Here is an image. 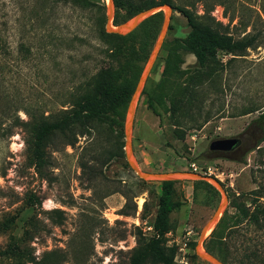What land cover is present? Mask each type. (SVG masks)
Here are the masks:
<instances>
[{
	"label": "rangeland",
	"instance_id": "obj_1",
	"mask_svg": "<svg viewBox=\"0 0 264 264\" xmlns=\"http://www.w3.org/2000/svg\"><path fill=\"white\" fill-rule=\"evenodd\" d=\"M108 1L39 3L36 31L19 25L8 33L12 59L22 73L8 72L5 86L10 90L13 84L20 87L31 103L49 113L69 107L73 96L82 92L99 71L122 65L123 59L109 50L99 34L106 26ZM203 3L174 0L196 15L203 13ZM207 4L212 5L213 19L198 16V21L236 39L252 36L253 45L237 56L218 50L216 61L204 68L192 106L181 118L180 127H175L165 110L167 95L187 83L191 72L179 78L171 75L161 82L162 69L168 51L190 28L186 17L172 8L158 57L134 102L132 160L144 171H188L203 176L173 179L174 197L181 203L170 215L172 229L165 236L167 245L176 246L173 264H214L199 257L196 249L203 227L223 201L216 181L224 188L227 201L199 249L215 247L218 253L227 254L232 264H244L240 261L245 245L264 255V228L240 225L228 235L227 248L210 233L223 217L221 239L227 241L225 232L236 220L234 202L242 200L253 209L257 202L252 191L259 189L257 201L264 203V141L258 145L261 133L250 123L258 112L245 114L253 107L264 108V2H233L232 20L216 0H207ZM33 5L34 0H29L24 10L8 6L0 16L13 20L29 13ZM160 11L163 19L165 10ZM112 15L125 19L126 11L113 4ZM113 18L111 24L115 25ZM157 37L147 59L128 71V76L136 74V83ZM20 40L24 41L23 48ZM177 49L183 69L198 67L193 54ZM148 99L152 100L151 107ZM6 102L0 100L3 108ZM127 107L110 112L106 121L94 119L89 133L79 135L73 146L64 144L60 135H53L45 147V162L39 167L30 162L24 131L0 136V222L15 216L14 224L0 230V264H15L14 258L5 254L13 237L26 264H128L138 245L137 228L146 236L152 233L160 179L139 177L127 162ZM20 115L25 116L23 111ZM1 122L5 125L7 118ZM233 136L240 139L234 150L209 149L213 139ZM258 147L262 148L257 151Z\"/></svg>",
	"mask_w": 264,
	"mask_h": 264
},
{
	"label": "trees",
	"instance_id": "obj_2",
	"mask_svg": "<svg viewBox=\"0 0 264 264\" xmlns=\"http://www.w3.org/2000/svg\"><path fill=\"white\" fill-rule=\"evenodd\" d=\"M29 0H0V11L8 6L12 10H24L25 2ZM46 0H34V5L29 13L22 14L12 19L0 16V100L7 101L4 108L0 104V136H11L17 130L24 131L27 137L24 139L26 149L29 153L30 162L35 167H39L45 162V147L51 141L55 134L63 138L64 144L73 146L79 135L89 133L90 123L94 120L106 121L109 119V113L118 108L126 107L136 85L137 76L134 72L128 76V71L138 61H145L148 57L150 48L155 40L161 23L162 11H158L145 19L138 26L126 33L118 34L107 32L101 28L99 34L108 45L111 52L116 53L123 59L122 65L118 68H107L99 71L93 78V81L86 88L74 95L69 107L60 108L56 111L46 113L39 109L40 106L30 102V98L24 96L22 89L13 84V89L5 86V76L8 72L21 75L22 69L12 59V50L8 41V33L14 27L19 25L29 27L36 31L39 27V14L37 6ZM203 1V13L196 15L190 7L174 4V0H113L116 8H123L126 11L125 19L118 20L115 16L113 23L118 25L127 19L134 17L139 11L146 8L169 4L172 8L181 12L187 19L189 31L182 37L178 45L169 50L164 60L161 82L167 80L171 75L177 78L191 72L188 82L181 85L179 89L167 95L169 104L165 110L169 113L175 127H180L181 118L187 113L195 99L196 88L199 79L205 74L204 68L216 61L218 50H224L228 54L237 56L243 55L242 52L253 45L254 37L243 35L240 39L233 37L231 33L221 31L213 25L204 24L197 20L199 17L212 18L210 14L212 5ZM243 3L245 0H216L224 11L229 14L233 2ZM264 2V0H263ZM218 26H224L218 23ZM141 30V34L138 31ZM20 47H24V41L20 40ZM181 48L193 54L198 63V67L193 69H183V62L178 49ZM235 58V57H231ZM161 101V99H159ZM152 100L148 99V107H151ZM253 107L245 112L251 113L257 111L258 114L250 123L256 126L261 133L257 139L258 145L264 141V108ZM23 111L24 117L20 115ZM7 118L3 125L2 120ZM262 147H258L257 151ZM174 180H160V194L156 208V213L152 225V233L146 236L141 229L137 228L136 241L137 247L132 251L128 264H173L176 254V246L167 245L166 234L172 229L170 215L178 209L180 201L175 199ZM207 185L211 186L207 181ZM255 195L253 209H250L244 201H235L236 208L233 216L235 222L229 227L225 234L227 241H222L221 232L224 230L223 217L217 222L210 235L217 238L226 248L230 245L228 235L238 231L240 225H256L258 228H264V203L258 202L260 190L252 191ZM241 195H239L240 197ZM15 222V216H6L0 222V230H6ZM225 237V235H224ZM206 251L216 255L225 264H232L233 261L227 254L218 253L215 247H206ZM5 254L13 257L15 264H26L22 259L21 252L18 250L17 240L13 237L12 244L5 249ZM244 264H264V255H261L256 249L253 250L248 245L243 247L242 260Z\"/></svg>",
	"mask_w": 264,
	"mask_h": 264
},
{
	"label": "water",
	"instance_id": "obj_3",
	"mask_svg": "<svg viewBox=\"0 0 264 264\" xmlns=\"http://www.w3.org/2000/svg\"><path fill=\"white\" fill-rule=\"evenodd\" d=\"M108 7V13H107V22L105 26V30L107 32H113V33H118V34H126L132 30H134L138 24L145 19L146 17L164 9V15L162 19V23L159 29L158 37L155 41V44L153 46V49L151 51V54L149 56L147 66L145 68L144 73L139 77L136 86L134 88V91L130 97V100L128 102V107H127V112H128V117L126 120L125 124V146H126V159L129 164V166L135 171V173L143 178V179H160V180H165V179H174L178 176L181 175H189L196 177L197 179H202L203 176L197 173H191L188 171H167V172H152V171H144L141 170L137 164L132 160V154H133V148H132V141L130 139V133L132 130L133 126V121H134V114H135V106L134 102L138 97V94L145 83L153 65L154 62L156 61L158 54L160 52V49L162 47L166 32L169 27V22L171 19V13H172V7L169 4H162V5H156L152 6L149 8H146L142 11H139L130 21L128 22H122L118 25H113L111 24L113 15H112V10H113V0H109L107 3ZM240 144V139L238 137H222V138H216L213 139L210 144H209V149L213 151H224L228 152L236 148ZM218 188L221 190L223 193V201L222 203L218 206L212 217L209 219V221L205 224L203 227L199 241L197 243V249L196 253L199 257L206 259L214 264H225L223 261H221L217 256L213 255L212 253H209L203 249H199V245L203 242V239L205 237V233L211 223L217 220L219 215L221 214L223 207L227 201V196L225 193L224 188L222 187L221 183L219 181L215 182Z\"/></svg>",
	"mask_w": 264,
	"mask_h": 264
},
{
	"label": "bare ground",
	"instance_id": "obj_4",
	"mask_svg": "<svg viewBox=\"0 0 264 264\" xmlns=\"http://www.w3.org/2000/svg\"><path fill=\"white\" fill-rule=\"evenodd\" d=\"M209 231H210V229H208V230L206 231V234H207Z\"/></svg>",
	"mask_w": 264,
	"mask_h": 264
},
{
	"label": "flooded vegetation",
	"instance_id": "obj_5",
	"mask_svg": "<svg viewBox=\"0 0 264 264\" xmlns=\"http://www.w3.org/2000/svg\"><path fill=\"white\" fill-rule=\"evenodd\" d=\"M234 149H235V148H234ZM234 149H233V150H234ZM231 151H232V150H231Z\"/></svg>",
	"mask_w": 264,
	"mask_h": 264
}]
</instances>
